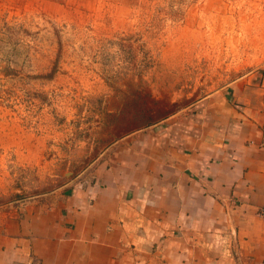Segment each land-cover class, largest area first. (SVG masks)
Segmentation results:
<instances>
[{"label":"rangeland","instance_id":"374dc122","mask_svg":"<svg viewBox=\"0 0 264 264\" xmlns=\"http://www.w3.org/2000/svg\"><path fill=\"white\" fill-rule=\"evenodd\" d=\"M31 2L0 0V211L67 195L107 148L264 75V0Z\"/></svg>","mask_w":264,"mask_h":264},{"label":"crops","instance_id":"0c3cea01","mask_svg":"<svg viewBox=\"0 0 264 264\" xmlns=\"http://www.w3.org/2000/svg\"><path fill=\"white\" fill-rule=\"evenodd\" d=\"M129 139L67 195L0 211V264H264V75Z\"/></svg>","mask_w":264,"mask_h":264},{"label":"built area","instance_id":"2783aa9c","mask_svg":"<svg viewBox=\"0 0 264 264\" xmlns=\"http://www.w3.org/2000/svg\"><path fill=\"white\" fill-rule=\"evenodd\" d=\"M258 214L264 220V206L259 209Z\"/></svg>","mask_w":264,"mask_h":264}]
</instances>
